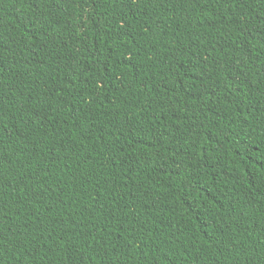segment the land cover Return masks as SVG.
<instances>
[{"label":"trees","instance_id":"16d2710c","mask_svg":"<svg viewBox=\"0 0 264 264\" xmlns=\"http://www.w3.org/2000/svg\"><path fill=\"white\" fill-rule=\"evenodd\" d=\"M0 264H264V0H0Z\"/></svg>","mask_w":264,"mask_h":264}]
</instances>
